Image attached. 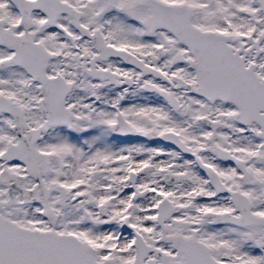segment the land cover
I'll return each instance as SVG.
<instances>
[{
    "label": "snow or ice",
    "instance_id": "1",
    "mask_svg": "<svg viewBox=\"0 0 264 264\" xmlns=\"http://www.w3.org/2000/svg\"><path fill=\"white\" fill-rule=\"evenodd\" d=\"M0 264H264V0H0Z\"/></svg>",
    "mask_w": 264,
    "mask_h": 264
}]
</instances>
